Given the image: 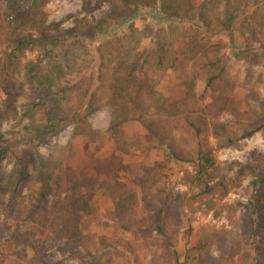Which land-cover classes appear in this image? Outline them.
I'll use <instances>...</instances> for the list:
<instances>
[{
    "label": "trees",
    "instance_id": "16d2710c",
    "mask_svg": "<svg viewBox=\"0 0 264 264\" xmlns=\"http://www.w3.org/2000/svg\"><path fill=\"white\" fill-rule=\"evenodd\" d=\"M5 1L3 15L12 20L0 25V160L13 168L0 176V198H7L0 218L17 210L13 230L0 220V240L9 235L15 248L29 249L25 264H64L50 259L53 249L78 264H264V160L228 176L216 158V151L264 132V0H82L67 29L47 24L50 0H29L26 8ZM105 4L97 19L85 16ZM221 32L242 39L230 42V54L214 38ZM100 110L109 116L104 131L88 120ZM132 123L134 137L126 130ZM68 125L74 141L94 145L101 156L77 152L72 140L53 144L47 157L38 153ZM184 127L193 140L188 158L173 147ZM151 152L152 162L129 163ZM77 156L85 163L75 171ZM172 161L188 164L183 183L198 189L196 200L208 209L252 172L249 242L240 260L227 230L194 239L185 199L169 188ZM104 197L111 233L97 236L96 252L85 257L81 225Z\"/></svg>",
    "mask_w": 264,
    "mask_h": 264
},
{
    "label": "rangeland",
    "instance_id": "374dc122",
    "mask_svg": "<svg viewBox=\"0 0 264 264\" xmlns=\"http://www.w3.org/2000/svg\"><path fill=\"white\" fill-rule=\"evenodd\" d=\"M12 4L16 8H26L29 5V0H11ZM197 2L199 0H196ZM5 0H0V25L5 24V22H10L12 20L11 16L5 17L3 15L5 9ZM82 0H50L46 7L45 11L47 13V24L50 23H59L61 24V29H67L72 26L71 15L76 14L81 10ZM108 10L107 4L103 5L100 10H96L91 14H85V16L91 20L92 18L97 19L100 14L105 13ZM136 25L141 26V22L136 20ZM215 40L220 38L223 43L222 50L226 53H231V43L241 44V37L236 32L231 37L227 36V33H217L214 34ZM142 46H147V41L142 42ZM33 54H28V59L31 58ZM238 67H241V64L238 63ZM257 70L261 69L257 67ZM196 90L199 94L203 90V83L198 81L196 83ZM237 96L241 97L242 93L237 92ZM261 99L264 100V89L260 90ZM5 95L0 90V110L2 108ZM206 102V100H205ZM201 103V102H200ZM199 103V104H200ZM204 103V102H203ZM197 104L199 107L200 105ZM195 103H190V106L195 107ZM88 120L94 129L104 131L109 124V116L103 111H96L89 115ZM137 125L132 123V125H126L127 132L130 133L131 137L136 136ZM135 130V131H134ZM73 127L71 125L66 126L62 131H60L54 138H52L51 143L42 145L38 148V153L43 157L48 156V151L53 144L65 145L66 143L72 140L75 150L82 154L87 151L94 153L96 156H101L102 151L98 150L94 145H87L85 148L80 141L73 140ZM135 132V134H134ZM140 136V135H139ZM213 142V140L211 139ZM3 145V144H2ZM193 140L187 131V129L180 128L175 133V139L173 142V147L175 150L182 154L184 158L190 157L192 151ZM136 152V150H133ZM138 152V151H137ZM81 154V155H82ZM145 153L140 154L138 159L132 160L129 162L133 164V167H137L140 163L146 162L150 163L154 160L157 155L154 152H151L146 159ZM217 161L220 163V172L221 174H226L228 176L235 175V173L245 168L251 162L259 159L264 160V132L258 131L241 140L237 146H232L216 151ZM131 158L126 157L128 162ZM85 163V160L77 156L72 163L74 170L79 164ZM13 168V163L8 159L0 160V176L4 179L8 178L11 174ZM189 168L188 164L179 161H172L168 165V169L165 171L168 176L169 188L173 196H183L186 204L183 205V210L186 214V217L192 219V224L194 227V239L195 238H204L206 235L211 233L213 230H227L228 233L226 236L230 239L234 235L235 246L239 250V255L234 257V260H240L239 256L242 254L249 242L247 239V220L246 216L249 213L250 203L252 202V196L254 190L252 187L253 175L252 172L247 170L245 175L242 177V181L239 187L233 189L223 201L217 202L212 209H208L205 205L196 200V194L198 189L192 188L183 183V173L184 170ZM31 165L27 166V171L31 172ZM35 175V173H33ZM39 187V184L34 183L32 186L33 190H36ZM28 187L25 185L22 191L24 197L27 196ZM1 201L7 200L6 197H1ZM17 201L20 203L23 201L22 197L17 198ZM19 203V202H18ZM111 208L110 202L106 197L100 199V204L93 210V214L87 216L83 219L81 229L83 234V248L81 252L85 257H90L97 250V236L100 234H110L111 231L107 226V219H105V210ZM11 209V208H10ZM17 207L12 208L8 211L7 214L2 215L0 220L4 223L7 230H13L15 222L10 218L11 214H15ZM116 236L127 238L128 234L126 233H114ZM9 235H5L0 240V264H25L27 256L30 255V250L25 248V251L22 245H19L17 248L13 246L11 241L8 238ZM178 251L181 254L184 252V241L180 238V244L178 245ZM211 252L214 256L218 255V251L215 246L211 245ZM140 255H143L144 252L139 251ZM25 254V255H24ZM48 255L53 261L63 260L64 264H78L77 259H66L65 256L58 254L54 249L48 252Z\"/></svg>",
    "mask_w": 264,
    "mask_h": 264
}]
</instances>
